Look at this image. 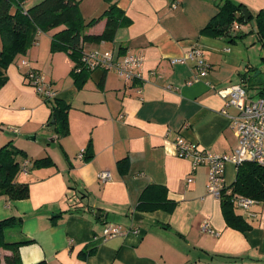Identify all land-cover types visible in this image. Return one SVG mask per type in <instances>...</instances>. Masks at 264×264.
<instances>
[{
	"label": "crops",
	"instance_id": "obj_1",
	"mask_svg": "<svg viewBox=\"0 0 264 264\" xmlns=\"http://www.w3.org/2000/svg\"><path fill=\"white\" fill-rule=\"evenodd\" d=\"M42 1L30 0L25 8ZM79 1L86 21L111 5L122 13L113 40L82 38L81 53L144 55L143 91L139 94V83L125 82L113 70L88 71L79 87L72 74L76 62L65 51H54L52 39H36L5 70L0 147L11 142L27 154L30 168L18 181L29 184L30 194L17 201L0 197V221L22 220L6 231L9 243L28 242L19 247L22 263L264 264V203L255 201L254 215L233 204L244 230L229 226L221 199L208 192V168L193 171L175 146L180 135L210 152L232 154L237 147L229 119L235 110L217 91L250 88L252 77L264 73V48L254 26L234 31L244 35L235 41L204 33L226 0ZM230 1L242 4L253 18L264 11V0ZM106 27L102 18L85 34L98 37ZM194 47L211 66L197 82L191 62H173ZM23 60L46 74L57 100L68 106V135L48 126L52 102L27 83ZM83 150L85 158H80ZM43 158L53 165L33 170L32 163ZM232 169L237 175V167L229 164L228 185L235 181L228 179ZM106 170L112 180L102 183L98 175ZM204 222L219 235L203 232ZM106 225L129 233L105 239ZM11 254L0 249V264Z\"/></svg>",
	"mask_w": 264,
	"mask_h": 264
},
{
	"label": "trees",
	"instance_id": "obj_2",
	"mask_svg": "<svg viewBox=\"0 0 264 264\" xmlns=\"http://www.w3.org/2000/svg\"><path fill=\"white\" fill-rule=\"evenodd\" d=\"M29 0H0V88L6 79L4 72L19 55H25L33 47L37 36L42 32H48L53 28H62L52 37V48L54 51L63 50L76 64L81 57V40L101 41L113 40L117 28L122 24V13L115 5L109 6L100 17L86 21L81 13L79 0H44L35 6L26 9L25 3ZM246 8L226 0L219 5L218 14L210 21L204 29V33L214 37H228L231 41L241 39L244 35L234 34L232 25L234 22L246 25L243 11ZM102 18H107L105 32L98 37L85 34L86 29L93 27ZM253 31L258 41L264 48V11L255 18ZM264 61V58H263ZM76 84L81 87L88 76V71L73 73ZM260 95H264L262 91ZM68 106L59 100L51 104V120L56 118V133L60 136L69 134ZM28 158L25 151L20 150L8 143L0 147V197L17 201L29 198V184L18 181L19 174L23 173V164ZM24 162V163H23ZM125 161L119 162L121 168ZM53 165L49 158L35 160L32 169H42ZM30 168V167H29ZM28 168V170H29ZM233 193L264 203V167L246 162L238 167L235 181L230 185ZM227 190L221 196L223 215L229 226L244 230L242 221L234 212L231 196L226 195ZM22 223L21 219L14 217L0 221V249H6L12 254L6 257V264H23L21 261L19 247L28 242L9 243L6 240V231L15 225ZM37 264H47L40 262Z\"/></svg>",
	"mask_w": 264,
	"mask_h": 264
},
{
	"label": "built area",
	"instance_id": "obj_3",
	"mask_svg": "<svg viewBox=\"0 0 264 264\" xmlns=\"http://www.w3.org/2000/svg\"><path fill=\"white\" fill-rule=\"evenodd\" d=\"M237 22H234L232 29L237 31L241 28ZM37 40L33 45L37 44ZM174 63L193 64L196 70L194 82L205 79L211 70V66L206 61L203 51L194 47L190 49L183 57L173 60ZM145 63V57L142 54H126L124 56L119 53H101L93 51L81 53L80 61L74 67L75 73H80L84 69L90 72L97 70L116 71L125 82L139 83L136 90L142 93L141 83L144 81L142 68ZM24 76L29 85H31L40 97L47 102L57 100L58 95L53 84L41 71L33 68L28 60L21 62ZM192 83V82H190ZM217 94L227 101V107L233 108L235 114L229 116L231 125L236 131L238 137V145L232 154H220L205 150L195 143L188 142L182 136L177 135L175 146L177 154L180 158L189 159L192 162V170L196 171L201 166H206L209 170V181L207 189L210 195L221 199L223 192L227 190L226 195L231 196L234 205L243 208L250 215L251 208L255 204V200L233 193L230 185L226 182V171L229 164L237 167L249 162L264 167V95L253 98L249 95L246 87L243 85H234L232 87L217 91ZM228 116V112L225 111ZM14 133L18 131L12 129ZM86 151L83 150L79 157L85 158ZM28 162L23 164V172H28ZM102 183H108L112 180L110 171H101L98 175ZM187 182H192L189 177ZM203 232L218 236L219 233L214 231L208 222H204L201 226ZM129 231L121 226L106 225L104 229V238L113 239L119 236H125Z\"/></svg>",
	"mask_w": 264,
	"mask_h": 264
},
{
	"label": "rangeland",
	"instance_id": "obj_4",
	"mask_svg": "<svg viewBox=\"0 0 264 264\" xmlns=\"http://www.w3.org/2000/svg\"><path fill=\"white\" fill-rule=\"evenodd\" d=\"M58 29H59V27L53 28V29L49 30L48 32H42L41 34H39L40 36L39 35L37 36V39H39V41H41V39H44V40L52 39L53 34H55V32ZM250 47H252V46H250ZM45 76H46V74H45ZM249 86H250V88H247L249 95L253 98H258V96H260V92H262V91L264 92V73H262L258 76H253L252 81L250 82ZM228 179H230V180L236 179V170L234 171V169H232V171H228Z\"/></svg>",
	"mask_w": 264,
	"mask_h": 264
},
{
	"label": "water",
	"instance_id": "obj_5",
	"mask_svg": "<svg viewBox=\"0 0 264 264\" xmlns=\"http://www.w3.org/2000/svg\"><path fill=\"white\" fill-rule=\"evenodd\" d=\"M243 13H244V16H245V23H246V24H247V23H251V25L254 26V22H253V21L250 22L251 14L249 13V11H247V10L245 9V10L243 11ZM51 126H52L51 130H52V131H55V130H56V118H55V117H53L52 120H51Z\"/></svg>",
	"mask_w": 264,
	"mask_h": 264
}]
</instances>
